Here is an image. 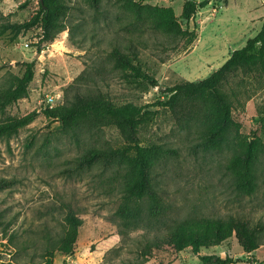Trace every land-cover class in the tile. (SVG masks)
Wrapping results in <instances>:
<instances>
[{
  "label": "rangeland",
  "instance_id": "1",
  "mask_svg": "<svg viewBox=\"0 0 264 264\" xmlns=\"http://www.w3.org/2000/svg\"><path fill=\"white\" fill-rule=\"evenodd\" d=\"M61 1L67 6V28L55 40L43 41L40 27L0 37V181L14 182L0 191V263L40 264L52 254V264H200L191 249L164 250L141 263V241L212 217L234 216L264 226V83L253 76L232 78L228 89L237 93L233 115L241 131L228 145H205L201 127H183L169 109L153 105L166 100V88L208 78L246 44L233 23L240 14L238 0H231L228 11H219L221 0H209L211 13L219 11L211 20L208 8L190 22L179 19L184 30L198 33L189 47L153 30L149 18L136 21L117 0ZM185 1L144 4L172 9L179 18ZM40 7L41 0H0V24L29 21ZM114 48L136 54L133 65L139 72L115 66ZM31 62L35 77L29 96L3 108L2 95ZM76 93H100L116 106L144 107L137 141L175 150L149 165L161 212L148 198L133 199L126 207L127 188L137 175L127 161L78 167L85 156L123 148L131 138L116 127L96 124L66 131L59 119L47 115ZM48 96L57 98L53 106ZM30 114L34 117L24 121ZM248 147L256 172L251 194L237 189L228 169ZM70 214L83 225L77 243L66 247L62 238ZM200 254L240 260L233 264H264V244L255 255L247 254L235 236Z\"/></svg>",
  "mask_w": 264,
  "mask_h": 264
},
{
  "label": "trees",
  "instance_id": "2",
  "mask_svg": "<svg viewBox=\"0 0 264 264\" xmlns=\"http://www.w3.org/2000/svg\"><path fill=\"white\" fill-rule=\"evenodd\" d=\"M144 1L117 0V4L121 9L132 14L138 22L145 21L147 18L151 19L153 30L173 40H183L187 47L192 46L198 39L196 29L184 30L179 19L190 22L199 11L209 5V0H186L179 18L172 9L144 4ZM66 10L67 6L61 0H43L39 11L29 21L23 23L7 21L0 24V37L8 32L19 36L40 27L43 32L42 40L53 41L67 28ZM110 57L115 62V66L123 71L131 69L133 72H139L133 65V62L137 60L136 54L114 48ZM239 75L253 76L264 83V24L256 36L250 38L241 49L235 50L229 59L208 78L198 83L183 82L166 88L162 91L166 100L153 105L169 109L176 115L178 123L183 127H201L205 145L231 144L240 135L241 124L233 115L237 93L229 92L228 88L232 78ZM34 77L35 63H26L23 76L16 79L14 88L2 95V107L27 98L29 85ZM152 83L153 86H157V82ZM143 111L144 107L134 104L116 106L100 93H76L69 103L60 108L48 110L47 115L53 119H59L66 131H74L86 124L116 127L122 130L126 136L131 138L129 145L117 150L106 149L95 152L91 156H85L80 160L78 167L92 165L95 162L127 161L134 170H137V175L127 188L126 207L128 208L133 199L143 202L148 198L154 210L159 213L163 205L151 185L149 165L174 155L176 152L162 145L143 146L137 141L136 126L140 118L144 117ZM33 117L34 114H30L24 118V121H29ZM247 150L245 157L240 154L235 155L228 169L235 178L237 189L251 194L255 190L256 172L252 166L254 154L251 147ZM13 183V181L1 180L0 191L10 187ZM67 223L68 227L62 238V244L72 247L77 243L83 220L70 214L67 217ZM233 236L245 253L252 254L264 244V226H252L249 220L234 216L204 218L197 224L177 227L164 235L141 241V263L148 262L164 250L180 253L191 249L195 255L199 256L200 264H233L240 260L200 254L202 249L219 246ZM53 257L52 254L49 255L46 261L40 264H52ZM0 264L16 263L3 262Z\"/></svg>",
  "mask_w": 264,
  "mask_h": 264
},
{
  "label": "crops",
  "instance_id": "3",
  "mask_svg": "<svg viewBox=\"0 0 264 264\" xmlns=\"http://www.w3.org/2000/svg\"><path fill=\"white\" fill-rule=\"evenodd\" d=\"M220 6L222 7H219V11L222 9L228 11L232 6L231 0H221ZM235 6L237 7V11L240 12V14H238L236 16V19L233 21V23H235L236 25L235 33L238 35L239 39L248 41L250 38H253L252 37L253 33H255L254 36H256L259 33V31L262 29V26L264 24V0H238L237 2L235 1ZM209 7H210V3L206 8H208L209 11L207 14L208 15L207 19L211 20V17L214 16L215 13L218 14L219 11H215L214 13H211ZM259 10L261 11V13L256 14V11ZM202 12L203 14L205 13L204 9L199 11L196 18H198ZM222 16L227 17L228 15L225 13L222 14ZM252 255L255 254L253 253Z\"/></svg>",
  "mask_w": 264,
  "mask_h": 264
},
{
  "label": "built area",
  "instance_id": "4",
  "mask_svg": "<svg viewBox=\"0 0 264 264\" xmlns=\"http://www.w3.org/2000/svg\"><path fill=\"white\" fill-rule=\"evenodd\" d=\"M56 101H57V98L55 96H48L47 103L49 105L53 106Z\"/></svg>",
  "mask_w": 264,
  "mask_h": 264
},
{
  "label": "water",
  "instance_id": "5",
  "mask_svg": "<svg viewBox=\"0 0 264 264\" xmlns=\"http://www.w3.org/2000/svg\"><path fill=\"white\" fill-rule=\"evenodd\" d=\"M43 2V0H41Z\"/></svg>",
  "mask_w": 264,
  "mask_h": 264
}]
</instances>
